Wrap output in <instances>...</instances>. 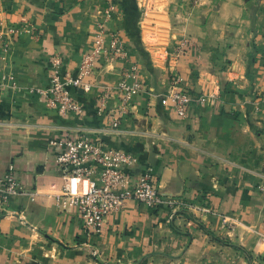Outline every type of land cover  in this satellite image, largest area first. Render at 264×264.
<instances>
[{
    "label": "crops",
    "instance_id": "0c3cea01",
    "mask_svg": "<svg viewBox=\"0 0 264 264\" xmlns=\"http://www.w3.org/2000/svg\"><path fill=\"white\" fill-rule=\"evenodd\" d=\"M111 1L107 32L122 38L144 84L116 129L95 113L97 89H71L81 117L30 92L48 85L55 54L76 72ZM0 35L11 41L5 54L0 44V174L11 164L20 181L0 216V264H250L248 255L264 254V0H0ZM182 39L172 64L165 48ZM129 63H103L92 79L112 86ZM173 73L192 96L218 84V97L178 116L160 103ZM117 103L113 92L107 107ZM76 130L134 154L131 180L150 168L175 204L128 199L101 232H87L54 194L65 181L76 192L93 181L63 178L47 144Z\"/></svg>",
    "mask_w": 264,
    "mask_h": 264
},
{
    "label": "built area",
    "instance_id": "2783aa9c",
    "mask_svg": "<svg viewBox=\"0 0 264 264\" xmlns=\"http://www.w3.org/2000/svg\"><path fill=\"white\" fill-rule=\"evenodd\" d=\"M115 13V3L110 2L104 9V20L99 23L93 34L91 50L83 54L73 74L63 69V61L59 55H53L49 61V78L46 87L31 88L40 96L46 108L55 110L61 116L84 114L83 106L77 102L71 89H80L85 93L96 94L95 113L106 116L110 127H119L122 119L129 111L132 100L144 90L136 64L129 63L128 50L122 38L115 32H107L105 23ZM18 32L9 29L10 33ZM109 40L106 41V35ZM0 35L2 54L7 53L10 45ZM188 40H180L171 49L174 58L181 56ZM4 58V55L2 56ZM128 62L123 68L119 80L112 86H98L92 79L95 71L106 62ZM183 78L173 73L169 85L160 96L162 105H170L178 116H185L188 105L194 101L204 104L208 99L219 95L220 87L215 84L208 91L192 96L182 86ZM118 94L116 108H108L107 102L111 93ZM54 150L55 164L63 178L73 177L79 180H92L93 184L83 191L76 192L65 181L60 190L54 194V205L59 210L75 208L83 226L89 233L102 231L105 218L114 211L120 210L126 200L133 199L148 207H159L162 204L172 207L176 200L162 197L153 180L150 168L141 172L135 180H131L126 168L137 163V157L125 150L106 148L100 141L91 140L83 131H63L47 142ZM264 191V186H261ZM20 193V181L15 175L13 165H8L0 174V216L8 213L12 199Z\"/></svg>",
    "mask_w": 264,
    "mask_h": 264
},
{
    "label": "rangeland",
    "instance_id": "374dc122",
    "mask_svg": "<svg viewBox=\"0 0 264 264\" xmlns=\"http://www.w3.org/2000/svg\"><path fill=\"white\" fill-rule=\"evenodd\" d=\"M169 46H171V45H169ZM169 46L167 48H165V50L167 49L166 51H169V53L165 54V56L167 57L169 55L168 57L172 59L171 62L173 64L174 61L177 60L180 56L178 58H174L172 56L170 50H169L170 49ZM172 48H173V46H172ZM154 50L155 51L151 50L150 52H152V54L156 53V52L160 53L159 50H157V49H154ZM241 255L244 256L243 253H241ZM248 256H249L250 259H247V257H246V259L249 261L250 264H264V254H261V255H248ZM241 259H242V257H241ZM232 264H242V260H241V262H236V263L232 262Z\"/></svg>",
    "mask_w": 264,
    "mask_h": 264
}]
</instances>
